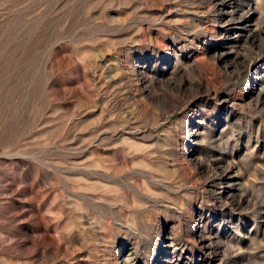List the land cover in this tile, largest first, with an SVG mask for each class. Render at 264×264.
Here are the masks:
<instances>
[{"label": "rangeland", "instance_id": "1", "mask_svg": "<svg viewBox=\"0 0 264 264\" xmlns=\"http://www.w3.org/2000/svg\"><path fill=\"white\" fill-rule=\"evenodd\" d=\"M223 1L0 0V264H264V0Z\"/></svg>", "mask_w": 264, "mask_h": 264}, {"label": "bare ground", "instance_id": "2", "mask_svg": "<svg viewBox=\"0 0 264 264\" xmlns=\"http://www.w3.org/2000/svg\"><path fill=\"white\" fill-rule=\"evenodd\" d=\"M223 1V0H222ZM224 2V1H223ZM248 12V11H247ZM248 15H249V13H245V14H243V15H241V16H239V18H238V23H240V24H238V27H242L243 26V24H245L246 23V21H245V18L246 17H248ZM253 82V81H252ZM225 175V174H224ZM223 177V176H222Z\"/></svg>", "mask_w": 264, "mask_h": 264}]
</instances>
